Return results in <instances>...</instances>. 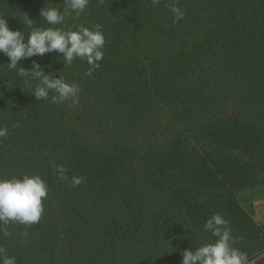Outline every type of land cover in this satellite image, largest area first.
<instances>
[{"label": "trees", "instance_id": "16d2710c", "mask_svg": "<svg viewBox=\"0 0 264 264\" xmlns=\"http://www.w3.org/2000/svg\"><path fill=\"white\" fill-rule=\"evenodd\" d=\"M64 0H0L10 30L52 26L40 12ZM90 0L65 30L99 23L100 67L62 54L20 61L79 86L78 103L38 101L0 54V179L47 182L41 220L0 231L16 264H182L185 250L215 243L220 214L233 247L264 264V226L240 193L264 184V0ZM14 125H18L14 127ZM67 169L59 178L56 166ZM73 176L83 177L72 186ZM254 181H246L245 177ZM2 258V257H0Z\"/></svg>", "mask_w": 264, "mask_h": 264}, {"label": "clouds", "instance_id": "9594fccd", "mask_svg": "<svg viewBox=\"0 0 264 264\" xmlns=\"http://www.w3.org/2000/svg\"><path fill=\"white\" fill-rule=\"evenodd\" d=\"M103 3V0H100ZM153 6H159L160 0H151ZM90 0H64L65 10L62 12L55 7L47 6L40 12L43 21L49 25L61 27H33V19L27 14L24 16V24L32 30L27 38L21 31L10 30L8 19L0 14V54L8 57L11 70H17V75L23 77L25 83L35 88L33 96L38 100H48L50 92L52 103L71 101L74 106L78 103L79 86L70 84L62 76L57 78L53 74H45L41 65L35 60L31 69H25L20 65L21 60L31 59L36 56H44L57 52L62 54L65 66H70L77 58L86 60L90 65L87 75L98 69V63L103 59V48L106 37L102 25L97 23L88 28L78 25L76 30H65V13L71 9L79 18L87 9ZM174 16V23L179 22L185 13L178 5V0H170L168 5ZM18 125H14L17 127ZM8 135V128H0V137ZM62 180H67V169L63 165L55 168ZM83 177L73 176L72 186H79ZM47 182L39 175H23L11 179H0V231L5 236L9 232L3 226L18 223L30 226L38 223L44 213L43 201L48 197ZM228 221L220 214L213 215L204 225V230L211 232L216 237L215 243L205 244L199 248L188 249L182 253V264H251L248 255L238 248L233 247L236 242L228 227ZM6 250L0 247V264H16L14 257L3 255Z\"/></svg>", "mask_w": 264, "mask_h": 264}, {"label": "rangeland", "instance_id": "374dc122", "mask_svg": "<svg viewBox=\"0 0 264 264\" xmlns=\"http://www.w3.org/2000/svg\"><path fill=\"white\" fill-rule=\"evenodd\" d=\"M71 9H68V13ZM247 182L254 181L253 177L244 178ZM249 183V182H248ZM240 202L245 211L251 218L260 226H264V184H255L251 187H246L240 193ZM251 264H259L258 258L250 261Z\"/></svg>", "mask_w": 264, "mask_h": 264}]
</instances>
